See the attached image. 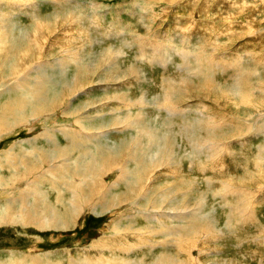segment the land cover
<instances>
[{"label": "rangeland", "instance_id": "obj_1", "mask_svg": "<svg viewBox=\"0 0 264 264\" xmlns=\"http://www.w3.org/2000/svg\"><path fill=\"white\" fill-rule=\"evenodd\" d=\"M18 75L48 105L32 114L23 95L8 119L27 120L2 133L0 156L35 151L14 186L44 194L40 219L50 206L73 218L23 227L18 200L10 223L1 180L0 264H264V0H0V110L27 92L8 89ZM135 118L145 126L125 129ZM143 127L158 133L151 151L134 146ZM82 137L88 152L74 150Z\"/></svg>", "mask_w": 264, "mask_h": 264}, {"label": "bare ground", "instance_id": "obj_2", "mask_svg": "<svg viewBox=\"0 0 264 264\" xmlns=\"http://www.w3.org/2000/svg\"><path fill=\"white\" fill-rule=\"evenodd\" d=\"M52 21V20H51ZM28 38V37H27ZM26 41V39H22V41L19 43V47H20V49H22V44L24 43ZM25 44V43H24ZM26 45V44H25ZM18 46V45H17ZM83 52V51H82ZM196 53V52H195ZM197 55H198V53H197ZM79 56V55H78ZM199 57V56H198ZM197 58V57H196ZM73 60H74V58H73ZM199 60L200 59H198V62H199ZM189 61V60H188ZM200 62H201V60H200ZM200 62H199V64H198V67H199V65H200ZM74 63H75V67L78 69V68H80L81 67V62H79V60L78 59H76L75 61H74ZM14 64V63H13ZM83 64V63H82ZM89 66H91V64L89 65ZM88 66V67H89ZM13 66H12V64H11V68H12ZM83 67V66H82ZM81 67V68H82ZM198 67H197V69H198ZM80 68V69H81ZM84 69H86V68H84ZM12 70V69H11ZM83 70V69H82ZM91 70V69H90ZM88 71V70H87ZM27 73V72H26ZM82 73V72H81ZM206 73V72H205ZM197 74V73H196ZM202 74H203V71H202ZM78 75V74H77ZM84 75V74H83ZM201 75V74H200ZM207 77V76H206ZM201 78H205V76L204 75H201ZM200 78V79H201ZM46 82H48L49 84H53V85H57L54 81H53V78L52 77H46ZM207 80H209V78H205V81H207ZM26 81H28L26 78H24V76H19L18 75V86H16V87H9L8 89H15V90H18L19 88L21 89V87H23V86H25V87H23V89H26L27 90V92H24L25 90H23L22 89V91L24 92L22 95H20L21 97H16L15 96V101L14 102H12V103H10L9 101H8V105H5L4 107H2V109L0 110V138H1V136H2V133H5V130L6 129H12L14 126H12L13 125V121L14 120H20V121H25V120H27V119H25L26 117V115L25 114H20V115H18L17 117H13V119L11 118V120H9L10 118H9V115L11 114V110L13 109V107L15 106V105H18L19 106V109L21 110V109H26L27 108V106L29 105V101H28V99H27V97H29L30 98V101H38V103H36V109H34V110H32V114H37V113H39V112H41V110H42V108H43V104L41 105V103H39L40 101V99L42 100V103H46V105H48V103H47V97H46V95H47V92H46V89H43V86H42V89H39V88H33L31 85H29V84H27L26 83ZM38 83H40V80L39 81H37ZM41 82H43V81H41ZM45 82V81H44ZM44 82H43V84H44ZM175 82V81H174ZM47 83V84H48ZM41 84L42 83H40V86H41ZM33 85H35V84H33ZM170 85V84H169ZM38 86V85H37ZM45 86V85H44ZM48 86V85H47ZM46 86V87H47ZM52 87V86H51ZM50 87V88H51ZM170 87V86H169ZM172 87H174V86H172ZM172 87H170V88H172ZM41 88V87H40ZM49 87L47 88V89H50ZM175 89V88H174ZM4 90V89H3ZM167 90V89H166ZM11 91V90H10ZM29 91V92H28ZM48 91V90H47ZM15 92V91H14ZM167 92V91H166ZM29 93V94H28ZM25 94H28V96L26 97L25 96V99H24V96L23 95H25ZM18 95V94H17ZM242 96V95H241ZM244 96V95H243ZM34 98H38L37 100H34ZM172 98V97H171ZM233 98V97H232ZM247 98V97H246ZM143 99L144 98H142L141 99V102L143 101ZM166 99V98H165ZM8 100V99H7ZM7 100L5 101V103H7ZM11 100V99H10ZM145 100V99H144ZM169 100H170V98H169ZM17 101V102H16ZM154 101H157V102H159L158 100H154ZM245 101V100H244ZM144 102V101H143ZM246 102V101H245ZM141 104V103H140ZM143 104V103H142ZM179 104V103H178ZM4 105V104H3ZM46 105H45V109H46ZM163 105V104H162ZM169 105H172V104H168L167 105V109L168 110H170V108H171V106H169ZM177 105V104H176ZM175 106V105H174ZM16 107V106H15ZM166 107V106H165ZM173 107V106H172ZM0 108H1V105H0ZM18 108V107H17ZM161 108V107H160ZM177 108V107H176ZM178 109V108H177ZM15 110V109H14ZM179 110V109H178ZM16 111V110H15ZM14 111V112H15ZM14 112H12V113H14ZM15 113H17V112H15ZM173 114V113H172ZM13 115V114H12ZM177 115V114H176ZM172 116V115H171ZM9 118V119H8ZM170 118H172V117H170ZM158 119V118H157ZM169 119V118H168ZM82 119H79V118H77V117H75L74 118V121L73 122H75L76 124H78L79 125V127H80V129L81 128H86V124H84V123H82V121H81ZM136 120V121H135ZM57 121V120H56ZM151 121V120H150ZM28 122V121H27ZM129 123V125L128 126H126V128L125 129H127V128H130V127H132V126H137L138 127V125H144V124H146V122H145V120H144V118H138V120H137V118H135V119H133V121L132 122H128ZM148 123V122H147ZM167 124H169L171 127H172V123H169V122H166ZM244 123V122H243ZM145 126V125H144ZM151 127V126H150ZM150 127H143V128H141V131H140V134L139 135H141V136H138L137 138H141V140L143 139V140H147L145 143H143V142H141L139 139L134 143V146H135V148H138V147H145V145L147 146V145H151V147L150 148H148L149 149V151H151L152 149H153V147H152V143H151V139L153 138V137H155L156 135H158V133H156V132H154V130L152 129V128H150ZM216 127V126H215ZM88 129H90V128H88ZM247 129H248V127H247ZM158 130V129H157ZM88 134H85L86 135V138H88V139H91L94 135H93V133H95V132H91V131H89V132H87ZM96 133H104V131L102 130V129H100L98 132H96ZM45 134H50L49 132H46ZM63 134H64V136L65 137H68V139L70 140V142L72 143V141L76 138V134H74L73 136L72 135H70L71 133H70V131H65V132H63ZM77 137L79 138L80 136H82V135H80L81 134V132H77ZM4 135V134H3ZM51 135V134H50ZM80 135V136H79ZM33 138H35V137H33ZM24 140H26V139H24ZM80 140H82V141H80V142H76V140H75V142H76V148L74 149V150H76V151H79V152H81V151H90V150H86V146L83 144V143H85V141H86V139H83V137L82 138H80ZM47 141L48 142H55V141H53V139H51V138H49V137H47ZM84 141V142H83ZM81 142H83V143H81ZM18 145V144H22V142H17V143H13L12 144V147H10V149H9V151H7L6 150V152H9V156H7V155H5L4 156V159L0 156V169L1 168H4V169H7V167H9V173H8V176H7V178H6V176H3V175H0V184H2V185H4L2 182H1V180L3 181H5V180H10L9 181V183L10 182H12V187H10L9 189H5L7 192H8V194H9V196H10V199L8 200V202H7V208L9 209V211H10V215H9V220H10V223H11V221H12V219H11V216H12V214H11V209L13 208V207H15L16 205L18 206V200L19 201H21V204H20V207H21V211H23V215H22V225L21 226H23V227H25V226H28L30 223H34V225H38V226H40L41 227V225H42V220L44 221V220H46L48 223H50V224H54L57 228L58 227H61V226H67V225H69V223H70V221H69V219H70V215H69V213L68 214H66V215H60L58 212H56L55 211V209L53 208V206H50V208L48 207L47 209H50V214L48 215V216H46V214L44 215V217L42 218V219H40L39 218V216H37L38 214H39V210L41 211V208H42V204L44 203V204H46L47 202H46V197H44V194L42 195V196H40V192H38V191H36V190H34L33 192H32V189H28V188H31L30 186H27V187H16V186H14V184L16 183V182H19V181H23V178H25V176H27L28 175V173H29V171H32V169H33V167H34V165H35V163L34 164H30V161H29V159H28V157H27V155H32V156H34L35 157V160L37 159L36 157V155H37V153H35V151H30V150H28L27 149V147H25V146H23L21 149H20V151L19 152H14L13 150H14V148L16 147H14L13 148V146L14 145ZM71 146V145H70ZM125 146H127V145H125L124 144V151L125 150H127L128 151V148H126L125 149ZM39 147V146H38ZM46 147V146H45ZM55 147V146H54ZM33 149H38V148H33ZM89 149V148H88ZM97 150L98 151H100L102 154H103V156H105V155H107V152L109 153V151H111V150H106L105 149V147H103V146H100V147H98L97 148ZM53 151L55 152L54 153V155L55 156H59L60 158H61V162H60V164H58L60 167L61 166H63V165H65V163H66V161H65V158H64V155H66L68 152H67V149H65V148H62V147H55L54 149H53ZM1 154V153H0ZM83 154H86V153H84L83 152ZM54 155H50V152H44V154H43V156H42V160H47V159H50V158H48L49 156L51 157V156H54ZM112 155V154H111ZM113 156V155H112ZM91 158H93V160L91 161V162H86L85 163V167H84V169H86V167H88V164L89 163H92L93 161H97V163H98V161H100V158H95V157H91ZM109 159H112V161H113V157H109L108 158V160ZM65 161V162H64ZM77 161H80L82 164L84 163V162H82L81 161V159H78L77 158ZM117 161V160H116ZM138 162H139V159L137 160ZM30 165H32V167H30ZM141 165V164H140ZM52 167H54V166H52ZM30 168V169H29ZM59 170V169H58ZM58 170H56V171H58ZM103 170V169H102ZM96 171V169H94V170H92V171H90V172H88L87 170H85V172H86V174H87V176H85L84 178H82V182L85 184V186L87 187V186H89V183H88V179L89 178H92V175L94 174V172ZM54 172V171H53ZM61 173H62V171H61ZM76 175H77V173H76ZM43 177V176H42ZM86 178H88V179H86ZM120 179H122V178H120ZM39 179L37 178V179H35L34 177L30 180V181H26L25 182V184H28L29 182H34V181H38ZM57 180H58V178H57ZM3 181V182H4ZM96 183L97 182H95V181H93V183H92V185H91V189H90V195L92 196L93 194H95V192H96V190H95V188H96ZM135 183H137V182H135ZM57 186H59V185H55V187H57ZM34 188V187H33ZM11 189H12V191H11ZM36 189H39V188H36ZM59 189V188H58ZM88 195V194H87ZM89 195V196H90ZM8 198V197H7ZM30 198H32L33 199V204L35 203V201L37 202V201H39L40 199H43V203L41 204L42 206H39V204H38V206L36 205V203H35V205L33 206V204H32V208L30 207V204H31V202L29 201L30 200ZM77 198H80L83 202H87V200H85L84 198L85 197H83V196H77V195H74L73 197H72V200L74 201V200H76ZM6 200V199H5ZM100 202V201H99ZM87 205H88V203H87ZM6 207V206H5ZM92 208H93V206H91ZM4 208V207H3ZM3 208H1V209H3ZM0 209V210H1ZM14 209V208H13ZM19 210V209H18ZM7 211V210H6ZM14 211H17V210H14ZM47 211V210H46ZM46 211H44V212H46ZM43 212V213H44ZM5 213V212H4ZM18 213V212H17ZM6 214V213H5ZM15 214V213H14ZM20 214V213H19ZM14 216H16V215H14ZM5 217V216H4ZM51 217H53V219H51ZM7 218V217H6ZM16 218H18L17 216H16ZM71 218H73V217H71ZM8 219V218H7ZM14 219V221H12L13 223L12 224H16V223H18V219H17V222H16V220H15V218H13ZM4 220V219H3ZM2 221V220H1ZM59 223H60V225H59ZM17 226V225H16ZM19 226V225H18ZM51 226V225H50ZM174 229V228H173ZM172 232H173V230H172ZM175 233V232H174ZM161 259V258H160ZM165 262H167L168 264H175L174 262H173V259L172 258H170V257H168V256H165ZM11 264V263H10ZM166 264V263H165Z\"/></svg>", "mask_w": 264, "mask_h": 264}]
</instances>
